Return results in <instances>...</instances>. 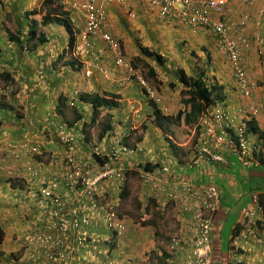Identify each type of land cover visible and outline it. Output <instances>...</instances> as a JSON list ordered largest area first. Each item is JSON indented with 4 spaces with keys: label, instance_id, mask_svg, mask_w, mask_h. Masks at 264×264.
<instances>
[{
    "label": "crops",
    "instance_id": "crops-1",
    "mask_svg": "<svg viewBox=\"0 0 264 264\" xmlns=\"http://www.w3.org/2000/svg\"><path fill=\"white\" fill-rule=\"evenodd\" d=\"M95 1L98 5H104L106 8L107 17L103 31L111 34L119 42L125 58L132 64H136L137 61L144 62L145 65H151V68L155 70L156 77L148 76L149 79H152V83L150 81L152 89L161 99L160 103L158 102V108L164 115L175 119L180 110L185 108L184 100L188 99L189 95L187 96L183 92L188 93L189 90L181 81V77L184 75L189 84H191V79L204 78L207 85H216L219 88L212 96L213 101L210 103L202 101L204 104L202 111L224 107L238 119L241 117L240 109L244 106H256L259 113L256 115L255 122L264 130V0H259L251 7L241 6L238 1H233L227 6L224 14V18L228 22L237 21L245 16L252 18L245 29L250 47L244 55V65L248 77L257 84L250 98L240 92L227 57L219 51L217 40L215 36L210 35L211 33L203 32L196 38L189 28L180 23L167 24L161 21L155 10L139 2L130 1L120 5L115 0ZM64 10L68 12L74 29L78 33L83 32L86 24L80 14L75 10ZM26 11L25 0H0V92H2L0 94V166L3 170V172L1 170L3 174L0 176V224L5 231V241L0 244V264H48L51 262V257L55 256V250L59 249L57 245L44 246L43 249L33 247L38 234L42 232L50 234L51 232L45 231L47 217L39 204L41 198L29 191L28 184H32L36 192L41 189L40 185L31 178V172H33L37 173L39 182H48L49 184L59 180V191L66 189L61 178L63 166L60 162L64 149L63 146L56 143L55 139L58 128L64 125L65 121L64 117L57 113V107L61 104L62 98L64 109L73 110L71 117L75 121L74 124L76 123L80 127L82 122L89 121L93 114L91 105L85 104L82 100L84 96L88 95L91 98L95 94H100L119 103L118 108L109 111V114L112 113V115L110 114L111 118L106 116V122L113 125L112 134H106L101 138V144L97 145L104 147L103 151L107 152L110 160H112L110 157L112 147L116 144L117 139H120V134L128 135L126 131L129 128H125L126 125L134 126L133 129L136 128V123L147 127L138 147H135L130 153L121 154L117 162H112V165L124 168L127 173L126 181L119 186L109 184L106 192L94 195L90 199H87L86 196H75V203L67 207L70 212L78 202L84 201L88 206L86 213L97 212L102 218L115 215L126 222L124 232L112 236L114 241L118 239L111 246L116 251V257L113 256L110 259H114L116 262L124 264L137 259L135 264H147V260L154 254L157 244L155 237H157L158 231L152 232L153 227L148 226V221H138L137 224L128 221V216L131 213L128 210L132 207L131 202L128 203V201L142 202L143 198L140 195H145L146 191H149L148 188L150 189V186H147L148 188H144L143 185L137 186L136 179L131 175L128 177L130 170H136L139 173L149 163L164 158L168 153L171 162H178L174 166L176 167L175 175L182 176V173L186 171L188 174L193 173L197 176V178L196 176L186 177L187 183L209 176L212 181L219 180L229 191L237 188L238 192L243 187L240 179L246 178V184L249 183L248 170L240 165L238 178L230 175L235 163L223 164L219 169L214 166L209 172L204 171L203 168H197L201 172L195 169L192 171L190 167H187L188 163L185 159L182 160L184 162L179 161L174 150L168 145H166L165 153L160 152L162 148L156 146L163 135L153 121V108L147 102L140 85L135 80L127 81L128 71L117 65L116 56L109 45L101 37L91 36L89 39L91 45L86 49L81 51L79 48L78 51V41L73 48H69L68 38L61 39L54 36L53 31L62 28L58 25L43 27L42 33L46 36L47 42L38 44L34 40L30 43L28 42L30 26L29 23L25 24L24 19ZM12 20L16 22V24L13 23L14 29H11L10 21ZM26 30L27 32H25ZM260 39L262 41L259 43ZM193 45L197 46L201 53L195 54ZM158 55L161 56L162 61L158 60ZM163 60L176 62L166 65ZM177 61L183 62L180 67ZM153 62L158 65L155 66ZM187 67L189 68L187 69ZM208 69L212 71L211 74L208 73ZM83 83L86 88L81 87ZM13 86L17 88L14 96H12L15 91ZM83 89H86L85 92L82 91ZM25 102L27 103L25 104ZM135 107L139 108L141 112L138 116L133 114V117L130 118L126 113L129 110L131 112V109ZM81 115L83 119L79 122L78 118ZM100 116L101 113H99V119ZM200 117L197 119V123L200 122ZM39 122L42 124L37 129L43 135L31 136L27 133L30 126L37 125ZM116 124L118 127H115ZM178 125L186 126L174 123L169 127L172 129ZM76 128L77 126L73 127V132L77 130L78 158L89 160L93 163L94 169L98 171L102 165L94 162L89 151L90 148H95V142L85 134L87 128H81L80 132ZM117 130L120 132H115ZM114 132L116 134H113ZM154 134L159 141L153 136ZM30 139L32 144L41 143L40 146L42 149L44 148V154L51 157L49 165L44 162L37 163L36 159H40V157L33 158L34 156L26 151L25 144L30 145ZM143 147L147 153H143ZM185 152L189 154L187 150ZM162 162L165 161L162 160ZM26 163L32 165L28 167ZM154 166L156 167V165ZM204 168L206 169L205 166ZM18 174L27 178L25 189L17 186L15 178H12ZM183 181L184 179L178 180V182ZM170 184L173 188L174 186L178 187L174 181H171ZM220 188L223 191L222 207L220 206V208L226 220L227 214L223 205L226 202L225 192L229 191H226L223 186ZM257 192L255 191V193ZM241 193H234L235 197L229 198L228 201L238 200L242 196ZM255 193L249 194L250 200L252 194ZM25 206H27L26 209ZM82 219L83 217L79 215L81 223L79 222L78 226L84 224ZM37 221H42L43 224H39ZM183 222L189 224L188 228L186 227L184 233L180 230L179 235L174 236L169 241L170 243L174 238L182 236L188 238L189 228L193 222L189 221V218ZM143 223L145 224L143 225ZM31 225H33L32 228ZM52 234L55 237L58 236L55 229L52 230ZM257 234L260 240L255 237L244 240L240 237L236 238L234 243L230 241L227 246L229 255L226 256L219 250L214 255V260L217 259L221 262H214V264H236V261H239L240 264H264V227ZM70 238L72 240V234ZM213 238L217 243V236H213ZM190 240V238L183 239L182 250L178 251L179 258H186L190 255ZM110 241L108 240L106 244L108 245ZM170 243L168 251L161 249L162 255L158 259L159 264H177L179 258L175 257L176 253L173 256L170 252ZM219 247L223 250L222 242ZM18 249L22 250L23 257L17 258ZM51 250L53 254L50 252ZM72 258L74 261L71 263L67 260L66 264H76L79 261V257L75 258L74 254ZM107 261L109 260H101L100 264H106ZM139 261L143 262L139 263ZM88 264L93 263L88 261Z\"/></svg>",
    "mask_w": 264,
    "mask_h": 264
},
{
    "label": "built area",
    "instance_id": "built-area-1",
    "mask_svg": "<svg viewBox=\"0 0 264 264\" xmlns=\"http://www.w3.org/2000/svg\"><path fill=\"white\" fill-rule=\"evenodd\" d=\"M67 1L68 5L79 11L86 21V30L83 33V44L80 49L91 45L89 41L91 36H101L115 54L117 65L125 68L129 77H135L138 80L150 100L157 104L160 103V97L149 86L148 81L139 75L126 60L119 42L109 33L102 31L106 24L104 5H98L95 0ZM129 1L139 2L156 10L160 20L167 24L180 23L189 28L193 34L203 32L213 34L216 37L219 51L227 57L240 92L246 97L251 96L255 84L248 78L244 67V55L250 47L245 29L252 18L245 16L235 23L234 21L227 22L223 16L227 6L233 1H238L240 5L244 6H254L259 0H116L122 5ZM261 41L262 39L259 40V43ZM258 113V108L254 106L242 108L240 110L241 117L237 119L225 108L215 107L212 110H205L197 124L199 140L195 145V158L190 162L189 167L203 168L205 161L212 164L223 163L226 161V152L236 153L245 168L260 165L261 146L258 140L251 138L248 127V122ZM135 114L138 115L139 112L136 111ZM59 139L60 143L66 147L61 174L66 189L59 191L60 182L55 180L43 186L38 195L34 194L41 198L39 204L46 213L49 223L59 233V238L67 240L79 225V215L83 217L84 224L88 225L91 221L90 214L86 213L88 206L84 201L78 202L75 208L68 212L67 207L75 203V196H86L87 199H90L94 195L106 192L109 184L121 185L126 181V176L124 168L112 165L113 163L107 162L96 171L92 162L80 160L77 156L75 138L66 128L61 127ZM36 150L34 149V151ZM132 151L126 146H122L118 139L112 147V161L117 162L121 154ZM93 153L103 155L104 151L102 148H95ZM95 163L97 164V162ZM141 177L146 183L154 185L159 190L163 188L162 185L169 184L170 186L171 181H174L176 186L181 185L187 188L189 196L185 199V204H189L188 209H196L198 213L196 218L198 219L197 223L189 228L192 250L188 259L181 264H211V258H213L211 215L219 209L221 204L220 188L214 184H204L199 189L196 186L189 189V184L185 179L184 182H178V179L182 178L173 174L170 163L164 165L157 173L141 172ZM172 196L174 199L175 193L174 195L170 194V197ZM208 214L210 217H205ZM241 218L247 228L245 229L246 235L255 234L259 222H264V206L258 194L253 195L252 202L242 210ZM49 223L47 227H49ZM107 226L118 233L123 232L126 228L125 221L115 215L107 217ZM40 238L43 243L53 241L51 236ZM83 239L86 240L87 237ZM179 246L180 239H174L171 248L177 250ZM63 261V256L52 258V264H64L65 261ZM108 264H118V262L110 261ZM128 264L134 263L129 262Z\"/></svg>",
    "mask_w": 264,
    "mask_h": 264
},
{
    "label": "rangeland",
    "instance_id": "rangeland-1",
    "mask_svg": "<svg viewBox=\"0 0 264 264\" xmlns=\"http://www.w3.org/2000/svg\"><path fill=\"white\" fill-rule=\"evenodd\" d=\"M42 2H43V0H25V7L27 10H29L30 8L31 9L39 8L41 6ZM10 23H12L11 29H14L13 23L16 24V22H14L12 20V21H10ZM25 24L27 25V22H25ZM42 31H43V27L40 28L41 33H42ZM66 31L67 30L64 27L61 29H57L56 31H53V33H54L55 37L58 36L61 39L62 38H64V39L68 38L69 39V35L67 33L64 34V32H66ZM25 32H27V30ZM199 35H202V33L195 35L196 38ZM210 35H212V34H210ZM194 45L192 47L195 50L194 51L195 54L201 53V50L198 49L197 46H194ZM192 47H190V48H192ZM179 50H177V51H179ZM163 62H166V65H169V64H174L176 61L163 60ZM158 63H159V61H158ZM177 63H179L178 66L180 67L181 63H183V62L177 61ZM153 64H155V66L158 65L156 62H153ZM133 65L135 66V70H137L142 76H144L149 83H150V81L152 83V79H149V76H148L150 74L149 73V67H151V65H145L144 62H141V61H137L136 64H133ZM184 65H185V63H184ZM188 68L189 67H187V69ZM162 69H164V68H162ZM211 72L212 71L208 69V73L211 74ZM153 85H155V84H153ZM81 87L86 88V85L83 83L81 85ZM89 87H91V86L89 85ZM13 90H15V91L12 93V96L15 95L17 88L14 87ZM85 90L86 89H83L82 91L85 92ZM143 92H144V90H143ZM0 94H2V92H0ZM9 94L11 95V93H9ZM83 94H85V93H83ZM144 95H145V92H144ZM27 98H28V95H27ZM26 103L27 102H25V104ZM71 111H73V110H71L70 108L68 110L64 109V111H63L64 112L63 117L65 119L64 122H65V124H69V126H73V127L77 126V128H78L79 126L76 123L74 124L75 121H73V118L71 117V115H72ZM25 113H26V110H25ZM108 114H109V111H107L105 109L102 110L100 119H98V123L95 124L94 126L92 125L90 127H87V129L85 131V134L88 136V138L91 137V140H93L95 142L94 143L95 148H99V146H97V145L101 144V138H99V134L102 133V127L104 126V124L107 121L106 116ZM110 114L112 115L111 112H110ZM126 114L130 118L133 117L132 112H130V110ZM87 122H90V120ZM99 122H100V124H99ZM135 123H136V121H135ZM41 124L42 123L39 122L37 125L30 126L29 127L30 130H27V133H29L31 136L32 135L33 136L43 135L42 132H40L37 129L38 126L41 127ZM136 124H137L136 125L137 129L131 130L129 132V136H127V140H125L123 138L124 137L123 133L120 134L121 135L120 141H121L122 146L127 145V146L134 149L143 140V135L145 134V130L147 127L144 125L140 126V124H138V123H136ZM25 127H27V126H25ZM115 127H118V125L116 124ZM194 128H195L194 126L193 127H190V126L186 127V126H179V125L172 127V129L169 127V134H164L161 132L163 137L160 138V141L158 140V137L156 136V134H154L153 136H155L156 139L159 141V143L156 147L162 148V150L160 152L165 153L166 152L165 151L166 145H168V147H169V143L171 142L176 148V150L174 152H175L176 156L178 157V160L182 161L185 159L186 163L190 162L194 158V141H195V137H196V134H194ZM76 132H77V130L74 131L75 134H76ZM115 132H120V131L117 130ZM55 139L57 140V138H55ZM95 148H93V150ZM102 148H104V147H102ZM43 150H44V148H43ZM93 150L90 149V153H92ZM186 150L189 152V154H187L185 152ZM143 153H147V151L144 150V147H143ZM50 158L51 157L44 154V155L40 156V159H36V162L37 163L44 162L47 165H49L51 163ZM134 158H137V157L134 156ZM136 160H138V158ZM159 160L160 161L164 160L165 162L167 160H170L168 153L164 158L163 157L159 158V159H157V161H153L152 163H149V164L156 165L157 163H159L158 162ZM182 162H184V161H182ZM31 165L32 164L27 165V163H26V166H28V167ZM142 170H145V169L143 168V169H141V171ZM195 170L200 171L198 169H195ZM238 172L240 174V169L238 171L237 164L235 163L232 167L230 175H232L234 178H238ZM132 173H134V174H132ZM197 174H198V172H197ZM130 175L136 179L135 181H136L137 186L140 187L141 185H143L144 188H148L147 186H150V189L148 188L149 191H146L145 195H143V196L140 195V197L143 198L142 202H140V201L135 202L134 200L128 201V203L131 202V204H132L131 209L128 210V212H131L130 215L128 216V219H129L128 221L129 222H131V221L136 222V224L138 223V221L139 222L140 221H142V222L148 221V226L153 227L152 232L155 231V233H156L158 231L157 237H155V242L157 243L155 245L156 249L154 251V254L150 257V259L147 260V264H159L158 259L162 255L161 249L168 251L167 248H169V243H170L169 241L174 236L179 235L180 230L183 231V233H184L185 230L188 228L189 224L186 222H181V219L187 218L186 216L184 217V214L186 215V211L189 208L188 207L189 204L188 205L185 204L186 206H184V204L179 203V202H175L174 200H171V199L165 200L164 197H167L166 194L169 193L168 191L165 192V190H167L166 185H162L163 188L161 190L156 189V187L154 185L146 183L142 179L141 172L137 173L136 170H130L128 177H130ZM190 176L195 177L196 175H193V173L188 174L185 171L182 173V176L179 175L177 177L178 178L181 177L182 179H184V178L190 177ZM12 178H15V180L17 182V186L19 185V187L21 186V189H25V181H27L26 177L18 174V176H14ZM196 178H197V176H196ZM182 179H178V180L181 181ZM198 181L200 183H204L205 185H207L208 183L220 185V186H223V188H225L226 191H229V189L226 188L223 185V183H221L219 180H213L212 181L209 178V176H204L202 179H200ZM240 181L245 184L246 178L240 179ZM192 183H195V182H192ZM188 184H190V181H188ZM196 186H198V184H196ZM171 187L173 188L172 185H171ZM121 188H122V186H121ZM151 188H152V190H151ZM174 188H176V187L174 186ZM234 190L229 191L227 193L225 192L226 202L224 203L223 208L225 209L227 216H226V220L223 224V228L221 230V233L218 234V236H217L219 246H220L221 242L224 246L223 250L220 247H219V250H221L224 254H226V256L229 255L227 246H228V244L230 242V238L232 236V229H233L237 219L240 216L241 209L246 205V203L248 201H250V199H249L250 193L246 192L243 189V187L240 189L239 192H238L237 188ZM162 193H164L165 195L162 196ZM234 193H237V194L241 193L242 196L236 201H234V200L228 201L229 198L234 196ZM22 196L24 197V195H22ZM177 196L179 199H183L185 197L184 193H182L180 191V189H178V195ZM18 198H20V197H18ZM184 203H185V201H184ZM19 207H20V205H19ZM26 208H27V206H25V209ZM90 218H91V221L88 225L82 224L81 226H77V228H75V230L72 231V240H71V242H69L67 248H60V249H57V251H55V253L58 256H61V257L63 256V258H65L68 261H71V263H72L74 261V258H72V255L74 254L75 258L77 256L79 257V261H77L76 264H88V261H92L93 264H100L101 260H110L111 257H113V256L116 257V251L113 250V248L111 246H109L105 243L106 241H108L111 238L110 236H113V233H114V231L109 229L107 226V218L100 217L97 214V212L90 213ZM136 219H137V221H136ZM84 237H87L88 239L84 240L83 239ZM180 238H174L177 240L180 239V246H179L178 251L182 250L181 248H182V244H183V239L188 240V238H185L184 236H182ZM115 240L116 241L111 239V241L114 242V244H115V242H117L118 239H115ZM30 241H33V240H30ZM171 243H170V245H171ZM116 249H118L117 246H116ZM21 251H20V249H18V252H17L18 254L16 253L19 258L23 257V255H24V254H21ZM118 252L119 251L117 250V253ZM170 252H172V254L174 256V254L177 252V250L170 248ZM135 261L137 262V259ZM175 261H177V260H175ZM142 262L143 261H139V263H142ZM214 262L220 263L221 261L220 260L218 261L217 259L214 260V258H213V264H214ZM166 264H169V263H166Z\"/></svg>",
    "mask_w": 264,
    "mask_h": 264
},
{
    "label": "trees",
    "instance_id": "trees-1",
    "mask_svg": "<svg viewBox=\"0 0 264 264\" xmlns=\"http://www.w3.org/2000/svg\"><path fill=\"white\" fill-rule=\"evenodd\" d=\"M43 11L45 14L43 13ZM38 15L41 16L40 22L37 19L32 18L33 16H38ZM25 17L27 20H29V26H30L29 33H28V42L31 43L34 40L38 44H43V43L47 42L46 36L39 31L40 25L42 27H47L50 25H62L63 27H65V29L67 30L66 32L69 35V46L68 47L73 48L74 44H76L77 32L74 29L73 23L70 20L68 12H66V10H64V8H63L62 4L59 2V0H44L39 8L33 9L32 11L25 12ZM243 18L244 17H242L241 19H243ZM241 19H239V20H241ZM237 21L235 20L234 22L237 23ZM231 22H233V21H231ZM11 39H13V38L11 37ZM158 60L162 61V58L159 55H158ZM149 73H150L149 75L151 77H156L155 70L153 68L149 67ZM181 81L183 82V84L186 87H188L187 90H189L188 93L183 92V94H186L187 96L188 95L189 96H188V99L184 100L185 108L180 110V112L176 115L175 119L173 117L164 115L162 110L160 108H158V105L156 102H154L152 100L149 101V105L153 108V121L155 122L156 126L159 127L161 132L164 134H169V125L174 124V123H178L180 125L183 124V125H186L188 127L189 126L190 127L195 126L197 124V122H196L197 119L204 112V111H202V109L204 107V104L202 103V101H204L205 103H210L211 101H213L212 96L219 89L218 87H216V85H212V86L207 85L204 78L191 79V84H189V82L187 81V78L184 75H182ZM144 92L146 93L145 90H144ZM218 96H219V94H218ZM62 99H61V104L59 105V107H57V113L61 116L64 115L63 111L65 108L64 107V101ZM82 100L84 101L85 104H87V103L90 104L92 107V110H93V114H92V117L90 119V122H87V121L82 122V124H81L82 129L90 127L92 125L94 126L95 124H97L98 119H99V113H101L102 110L105 109V110L111 111V110L119 107V103L116 100H113L112 98H109V97H106V96L100 95V94H95L94 96H91V98H89L87 95V96H84L82 98ZM107 116H109V118H111L110 114H108ZM82 119H83V116L81 115L78 118V121H80ZM0 125H1V123H0ZM249 129H250L249 133L251 135L257 134L264 141V130H262L258 126V124H256L255 121H250ZM111 131H113V125L110 122H106L104 124V126L102 127V133L99 134V138H103L106 134L111 133ZM251 131H253L254 134ZM195 143L198 144L197 140L195 141ZM263 146H264V144H263ZM169 148L173 149L174 151L176 150L175 146L171 142L169 143ZM194 148H195V146H194ZM225 154H226L225 155L226 162L217 163L215 166L219 169V168H221L220 166H223V164H228L229 162L230 163H236L237 167H238V171H239V168L241 167V163L237 157V154L236 153H227V152ZM94 158L96 159V161H98V164L100 163L101 165H104L107 162H111V163L113 162L112 160L109 159L107 152H104L103 155H96L95 154ZM260 160H262L261 155H260ZM166 164H167L166 162L160 161L159 163L156 164V167L154 165L149 164L145 167V169H146V171H151L153 173H157V171H161L163 166ZM204 164H205L204 166L206 167V169L203 167L204 171L209 172L213 169L212 163L205 161ZM239 165H240V167H239ZM117 166H119V165H117ZM189 166H190V164L187 165V167H189ZM216 167H215V169H216ZM190 168H191V170L197 169L196 166L190 167ZM200 168H202V167H200ZM172 170H173V174L175 175L174 172L176 171V167L173 166ZM248 174H249L248 176H249L250 181L248 184H246V183L242 184L243 189L250 194L253 192L255 193V191L260 192L261 194L259 195V198H260L262 205L264 206V166L259 165L258 167H251L250 169H248ZM126 175H127V173L125 172V176ZM175 176H179V175H175ZM13 182H15V181H13ZM192 182H195V183H192ZM197 183H198V186H196ZM208 184H213V183H208ZM203 185H204V183H200L198 180L194 179V180L190 181L189 189L195 188V186L197 187V189H199ZM178 189H180V191L182 193H184L185 197L183 199L178 198V196H177L178 195ZM167 191L169 193L166 194L167 197H164L165 200H167V199L173 200V196L170 197V194L174 195V193H175V196H176L174 198L175 202L182 203V204H184V206H186L184 201L189 196V194L187 192V188H185L183 186H178L176 188H172L170 186H167V190H165V192H167ZM164 193H162V196L165 195ZM219 209L214 214L211 215V222H212V229H213V231H212L213 232V235H212L213 257L219 251V248H218L219 242L217 241V243H215L213 236L214 237L218 236V234L221 233V230L223 228V224L225 222V218L223 217V215L221 213L222 209L221 208H219ZM202 211H204V210H202ZM196 214H198V213H197L195 208L187 209L186 215L184 214V217L185 216L187 217L186 219L189 218V221L193 222L191 224V227H192V225H195L197 223L198 218H196L197 217ZM209 215L210 214L205 215V217H208ZM184 220H185V218L181 219V222H183ZM144 224L145 223H143V225ZM32 226L33 225H31V228H32ZM262 227H264V223H261V224L259 223V229H262ZM245 229H247V228L245 227L244 223L242 222V220L240 218H238L235 225H234V228L232 230V236L230 238V241L234 243L236 238L241 237L244 240H248L252 237H255L254 234H252V236H247ZM32 233H34V232H32ZM190 237H191V234L189 232L188 233V239ZM30 239H31V237H30ZM4 241H5V231L2 227V225L0 224V244H2ZM69 242H71V238H68L67 240H63L60 244L59 249L60 248H67ZM33 247L43 249L44 245H42L41 243H33ZM189 250L190 251L192 250V245L190 246ZM50 252H52V254H53L52 250ZM45 253H48V252H45ZM178 254L179 253H178V249H177V252L175 255V257H177V259L179 258ZM13 255H15V254H13ZM55 256H58V255L55 254ZM53 257H51V262H49L48 264H52V258ZM17 258H19V257H17ZM177 259H175V260H177ZM187 259H188V257H186V258L180 257L177 261V264H181L182 262L186 261ZM129 262L135 263L136 261L132 260V261L125 262L124 264L129 263ZM64 264H66V262ZM106 264H108V263H106ZM118 264H122V263L118 262ZM212 264H213V262H212Z\"/></svg>",
    "mask_w": 264,
    "mask_h": 264
},
{
    "label": "clouds",
    "instance_id": "clouds-1",
    "mask_svg": "<svg viewBox=\"0 0 264 264\" xmlns=\"http://www.w3.org/2000/svg\"><path fill=\"white\" fill-rule=\"evenodd\" d=\"M44 1V0H43ZM116 1V0H115ZM59 2L62 4V6H63V8L64 9H71V10H74L70 5H68V1L67 0H59ZM130 2V1H129ZM133 2V1H132ZM135 2V1H134ZM128 3V2H127ZM119 4V3H118ZM142 4V3H141ZM120 5H122V4H120ZM61 6V5H60ZM241 6H244V5H241ZM249 7H251V6H249ZM33 9H37V8H33ZM33 9H31V10H27V11H32ZM105 10H106V8H105ZM26 11V12H27ZM76 12H78L79 14H80V12L79 11H77V10H75ZM156 11V10H155ZM157 12V11H156ZM43 13H44V11H43ZM158 13V12H157ZM45 14V13H44ZM225 14V13H224ZM80 16H81V18L84 20V18L82 17V15L80 14ZM106 17H107V13H106ZM159 17V16H158ZM224 17V16H223ZM33 19L35 18V19H37L39 22H40V20H41V16L40 15H38V16H33L32 17ZM24 19H25V21L27 22V23H29V20H27L26 19V17H25V15H24ZM225 19V18H224ZM85 21V20H84ZM162 21V20H161ZM228 22V21H227ZM85 24H86V21H85ZM58 26H60V27H62V28H64L62 25H58ZM42 26L40 25L39 26V31H40V28H41ZM76 30V29H75ZM86 30V26H85V28H84V30H83V32H80V33H78L77 32V30H76V32H77V41H78V47H77V50L79 51L80 49V46L83 44V33H84V31ZM102 31H103V29H102ZM104 32V31H103ZM105 33V32H104ZM107 33V32H106ZM210 33V32H209ZM201 34V33H200ZM111 35V34H110ZM194 35H198V34H194ZM213 35V34H212ZM112 36V35H111ZM214 36V35H213ZM97 37H101V36H97ZM216 38V37H215ZM80 39V40H79ZM115 39V38H114ZM83 49H86V48H83ZM82 51V50H81ZM125 55V54H124ZM127 60V59H126ZM128 61V60H127ZM129 62V61H128ZM133 67H134V69H135V66L131 63V62H129ZM245 67V66H244ZM245 70H246V68H245ZM136 72L139 74V75H141L137 70H136ZM247 72V71H246ZM128 73V72H127ZM248 75V74H247ZM142 76V75H141ZM144 79H146L144 76H142ZM249 78V77H248ZM132 81V80H136V82L140 85V83L138 82V80L135 78V77H129V74H128V76H127V81ZM126 81V82H127ZM128 83V82H127ZM149 83V82H148ZM254 84H255V86L257 85L255 82H254ZM149 86L152 88V86L150 85V83H149ZM140 87L142 88V86L140 85ZM143 89V88H142ZM254 89H255V87H254ZM253 89V90H254ZM143 90H145V89H143ZM146 91V90H145ZM252 95V94H251ZM105 96V95H104ZM107 97V96H106ZM145 97L147 98V102H149L150 101V99L147 97V95H146V93H145ZM247 98H250V97H247ZM157 105H159V104H157ZM249 108V107H251V106H244L243 108ZM256 107V106H255ZM224 108V107H223ZM226 109V108H225ZM241 110V109H240ZM108 111V110H107ZM136 111H138L139 112V114H140V112H141V110H139V108H137V107H135L134 109H131V112H132V115L133 114H135V112ZM63 114H64V112H63ZM138 114V115H139ZM138 115H134V116H138ZM61 116V115H60ZM64 116V115H63ZM62 117V116H61ZM130 119V118H129ZM255 119H256V116H254L250 121H255ZM250 121L248 122V127H249V123H250ZM79 122H81V121H79ZM126 124H129V123H126ZM198 124V123H197ZM197 124L194 126L195 128H194V134H196V137H195V141L197 140V142H198V140H199V132H198V130H199V128L197 127ZM61 127H63V128H66L67 129V131H69L73 136H74V138H75V142H76V146H77V140H78V138H77V135L73 132V126H69V124H65V122H64V125H62V126H60L59 128H58V131H57V144L59 143L61 146H63L61 143H60V139H59V134H60V131H61ZM74 127H76V126H74ZM133 127L134 126H132V127H130L129 125H126L125 126V128H129V130H127L126 132H127V134L128 135H125L124 134V139L125 140H127V136H129V132L131 131V130H135V129H137V128H135V129H133ZM78 129H79V132L81 131V127L79 126L78 127ZM249 131H250V129H249ZM252 133H253V131H251ZM109 134H112V133H109ZM113 134H116L115 132L113 133ZM254 134V133H253ZM251 138L252 139H256V140H258L259 141V143H260V146H261V152H260V155L262 156V160H260V165H263L264 163V146H263V144H264V141L260 138V136L259 135H257V134H254V135H251ZM118 140V139H117ZM30 141V145H28V144H25V149H26V151L27 152H29L32 156H34V158H35V156H37V157H40L41 155H44V151H43V149L41 148V146H40V144L41 143H39V142H37V143H31V139L29 140ZM195 141H194V146L196 145V143H195ZM26 143V142H25ZM38 144V145H37ZM58 144V145H59ZM82 145H83V143H82ZM127 148H129V149H131V150H133V148H131V147H129V146H127V145H125ZM138 147V146H137ZM99 148H102V147H99ZM34 149H37L36 151H34ZM63 149H64V151H63V153L64 154H61V157H63L62 159H61V164H62V166H63V163H64V161H65V149H66V147L65 146H63ZM90 149H92V148H90ZM90 149H89V151H90ZM103 149V148H102ZM93 150V149H92ZM194 154H195V148H194ZM94 153H93V151H92V153H90V156L93 158V160L95 161V162H97V164H98V161H96V159L94 158ZM170 160H171V158H170ZM170 160H167L166 161V163L168 164V163H170L171 165H172V167L173 166H176L177 165V161H173V162H171ZM194 160V158L192 159V161ZM191 162V161H190ZM190 162H187L188 164H190ZM226 162V161H225ZM100 164V163H99ZM101 165V164H100ZM214 166L216 165V164H213ZM212 165V167H214ZM259 166V165H258ZM258 166H255V165H253V166H250V167H243L242 166V164H241V167L242 168H244V169H246V170H248V169H250L251 167H258ZM145 169V168H144ZM1 170H2V167L0 166V176L3 174L2 172H3V170H2V172H1ZM141 172H147L146 171V169L145 170H142ZM150 172V171H149ZM12 175H13V173H12ZM31 178H32V180L35 182V183H37V184H39L40 185V187L42 188L43 186H45V185H47L48 184V182H46V183H41V182H39V178H38V176H37V173H33V172H31ZM181 178V177H180ZM185 179V181L187 182V178H184ZM215 185V184H214ZM28 186H29V188L28 189H30L29 191L31 192V193H37V195H38V193L41 191V189L39 190V191H37L36 192V189H35V187L32 185V184H28ZM217 187H219L220 188V186L219 185H216ZM221 189V188H220ZM222 189H221V195H222ZM255 194H258V195H260L261 193L260 192H257V193H255ZM255 194H252V196L253 195H255ZM252 196H251V200H250V202L244 207V208H246L251 202H252ZM222 198H223V196L221 197V203H222ZM220 206H221V204H220ZM220 206H219V208H220ZM243 208V209H244ZM242 209V210H243ZM242 210H241V212H242ZM241 212H240V219L242 220V218H241ZM46 214V213H45ZM47 217V216H46ZM37 222H39V224H43V222L42 221H37ZM46 227H45V231H48V232H51L50 234H48V233H41V234H38L36 237H35V241H36V243H41L42 245H44V246H52L53 247V245H57L58 246V248L60 247V244H61V242L63 241V239H60L59 238V233H58V236L57 237H55V236H53V234H52V230L53 229H55V228H53L52 227V224H50L49 223V220H48V218H47V220H46ZM242 222H243V220H242ZM49 223V227H47L48 224ZM260 224H261V222H259ZM264 223V222H263ZM191 226V225H190ZM125 227H126V222H125ZM56 230V229H55ZM124 232V231H123ZM260 232V229H259V224H258V227H257V230H256V232H255V234H254V236H255V239L256 238H258V240H260V237H259V235L257 234V233H259ZM122 233V232H121ZM120 233H118V232H114L113 233V236H117V235H119ZM45 236H51L52 238H53V241L51 242V243H43L42 241H41V238L40 237H45ZM111 238L109 239V241L112 239V236H110ZM70 238V237H69ZM88 239V238H87ZM106 242H108V241H106ZM105 242V243H106ZM114 244V242H112V241H110V243H108V245L109 246H112ZM213 247V246H212ZM56 251V250H55ZM214 258V257H213ZM213 258H211V264H212V262H213ZM64 261L65 262H67V260L64 258ZM110 261H115L114 259H110L109 261H107L106 263H109ZM136 263V262H135ZM134 263V264H135ZM236 264H240V262L239 261H236L235 262Z\"/></svg>",
    "mask_w": 264,
    "mask_h": 264
}]
</instances>
